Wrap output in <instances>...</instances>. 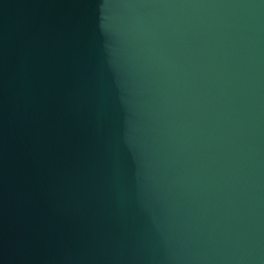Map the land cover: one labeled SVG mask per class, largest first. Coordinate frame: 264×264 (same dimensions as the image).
Wrapping results in <instances>:
<instances>
[{
  "label": "water",
  "instance_id": "water-1",
  "mask_svg": "<svg viewBox=\"0 0 264 264\" xmlns=\"http://www.w3.org/2000/svg\"><path fill=\"white\" fill-rule=\"evenodd\" d=\"M0 264H264V0H0Z\"/></svg>",
  "mask_w": 264,
  "mask_h": 264
}]
</instances>
